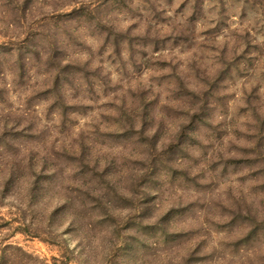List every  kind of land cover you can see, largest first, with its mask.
<instances>
[{
  "label": "rangeland",
  "instance_id": "obj_1",
  "mask_svg": "<svg viewBox=\"0 0 264 264\" xmlns=\"http://www.w3.org/2000/svg\"><path fill=\"white\" fill-rule=\"evenodd\" d=\"M5 221L27 264H264V0H0Z\"/></svg>",
  "mask_w": 264,
  "mask_h": 264
},
{
  "label": "trees",
  "instance_id": "obj_2",
  "mask_svg": "<svg viewBox=\"0 0 264 264\" xmlns=\"http://www.w3.org/2000/svg\"><path fill=\"white\" fill-rule=\"evenodd\" d=\"M5 225L0 224V231L4 229H10L3 228L5 226H9L10 223H7L5 221ZM7 238H0V264H27L26 262H29L28 259H31V255L24 252L20 247L15 246L11 243H6ZM27 258H24V257ZM60 264H68L69 260L68 258L64 257L61 259Z\"/></svg>",
  "mask_w": 264,
  "mask_h": 264
}]
</instances>
